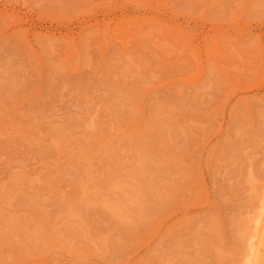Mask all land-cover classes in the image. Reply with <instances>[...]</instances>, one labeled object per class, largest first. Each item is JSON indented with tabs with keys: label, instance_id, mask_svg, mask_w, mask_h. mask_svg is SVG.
<instances>
[{
	"label": "rangeland",
	"instance_id": "374dc122",
	"mask_svg": "<svg viewBox=\"0 0 264 264\" xmlns=\"http://www.w3.org/2000/svg\"><path fill=\"white\" fill-rule=\"evenodd\" d=\"M250 187L264 0H0V264H245Z\"/></svg>",
	"mask_w": 264,
	"mask_h": 264
},
{
	"label": "bare ground",
	"instance_id": "6f19581e",
	"mask_svg": "<svg viewBox=\"0 0 264 264\" xmlns=\"http://www.w3.org/2000/svg\"><path fill=\"white\" fill-rule=\"evenodd\" d=\"M251 178L253 179L254 177L251 175ZM254 185L255 184H252V187ZM252 187H250L253 191L252 194L260 202V211L258 213L252 214V218L248 220V223L246 224L247 226L245 231L249 234L246 235L250 237L248 245L249 249L247 250L248 252H245L247 254L246 257H244L246 258L245 264H261V260L264 259V192H261L258 189L255 190V187Z\"/></svg>",
	"mask_w": 264,
	"mask_h": 264
}]
</instances>
